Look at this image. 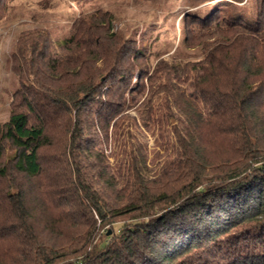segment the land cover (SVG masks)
Returning <instances> with one entry per match:
<instances>
[{
  "label": "trees",
  "instance_id": "16d2710c",
  "mask_svg": "<svg viewBox=\"0 0 264 264\" xmlns=\"http://www.w3.org/2000/svg\"><path fill=\"white\" fill-rule=\"evenodd\" d=\"M256 1L192 17L194 59L125 40L107 15L20 37L21 85L0 124V264H264ZM143 130L168 137L158 170ZM107 226L111 241L90 248Z\"/></svg>",
  "mask_w": 264,
  "mask_h": 264
},
{
  "label": "rangeland",
  "instance_id": "374dc122",
  "mask_svg": "<svg viewBox=\"0 0 264 264\" xmlns=\"http://www.w3.org/2000/svg\"><path fill=\"white\" fill-rule=\"evenodd\" d=\"M256 4V0H10L7 13L0 19V124L9 119L16 104L14 93L21 81L15 55L20 37L25 33L44 28L55 34L62 30L68 35L81 18L107 15L114 21L112 32L125 40L150 47L163 58L171 59L179 53L182 58L194 59L200 48L184 46L187 24L192 17L205 16L218 9L226 14L230 7L255 12ZM138 133L147 149L150 168L158 170L170 153L165 146L168 137L159 139L155 130ZM106 229L107 233L101 231L90 248L99 249L111 241L113 229L110 226Z\"/></svg>",
  "mask_w": 264,
  "mask_h": 264
}]
</instances>
